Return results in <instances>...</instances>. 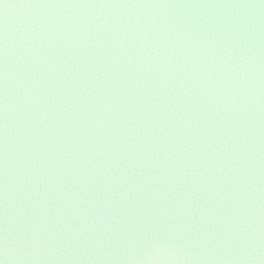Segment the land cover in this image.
<instances>
[{
	"label": "water",
	"instance_id": "95a60500",
	"mask_svg": "<svg viewBox=\"0 0 264 264\" xmlns=\"http://www.w3.org/2000/svg\"><path fill=\"white\" fill-rule=\"evenodd\" d=\"M0 264H264V0H0Z\"/></svg>",
	"mask_w": 264,
	"mask_h": 264
}]
</instances>
